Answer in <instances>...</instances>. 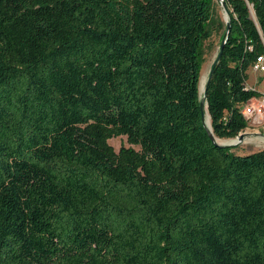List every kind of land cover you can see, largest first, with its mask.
<instances>
[{"label":"trees","instance_id":"trees-1","mask_svg":"<svg viewBox=\"0 0 264 264\" xmlns=\"http://www.w3.org/2000/svg\"><path fill=\"white\" fill-rule=\"evenodd\" d=\"M223 1L201 97L212 0H0V264H264V149L199 106L247 128L264 0Z\"/></svg>","mask_w":264,"mask_h":264},{"label":"rangeland","instance_id":"rangeland-1","mask_svg":"<svg viewBox=\"0 0 264 264\" xmlns=\"http://www.w3.org/2000/svg\"><path fill=\"white\" fill-rule=\"evenodd\" d=\"M212 14L208 22L209 37L203 41L201 47V71L200 75L207 79L212 62L216 57L220 43L225 32V13L219 0H212ZM246 86L256 88L259 93L264 92V75L255 73L251 66L247 70ZM206 82V81H205ZM200 92V89H199ZM203 97V95H202ZM240 133H244L243 139L236 145L229 147L235 154H246L264 149V121L258 122L255 118L248 119V126ZM220 139V138H219ZM234 139V138H231ZM109 144L118 151L121 146H132L127 142L126 136L113 137L108 140ZM223 143V142H219ZM137 149V146H133Z\"/></svg>","mask_w":264,"mask_h":264},{"label":"water","instance_id":"water-1","mask_svg":"<svg viewBox=\"0 0 264 264\" xmlns=\"http://www.w3.org/2000/svg\"><path fill=\"white\" fill-rule=\"evenodd\" d=\"M219 3L221 4L222 6V9L224 10V13H225V32H224V36L222 38V41L220 43V46H219V50H218V53L216 55V57L214 58L213 62H212V65H211V69L208 73V76H207V79H206V82H205V85H204V88H203V95L205 94L206 92V89H207V86H208V83L211 79V76H212V73H213V69L214 67L218 64L220 58H221V55H222V51H223V47H224V44L226 42V39L230 33V28H231V25H230V21H229V10L226 6V3L223 1V0H219ZM199 84H200V80H199ZM200 110H201V114H202V119H203V123H204V101L203 100H200ZM209 115V114H208ZM210 119V117H209ZM205 125V123H204ZM206 130H207V134L209 136V139L212 141V143L216 146V147H219V148H223V147H230L232 145H236L237 143H239L243 137H244V133H239L235 138L238 139L236 143H233V144H225V143H219L217 141V137L214 136L213 132H212V128H211V123H210V128H207L205 126ZM260 136H264L263 134H259Z\"/></svg>","mask_w":264,"mask_h":264},{"label":"built area","instance_id":"built-area-1","mask_svg":"<svg viewBox=\"0 0 264 264\" xmlns=\"http://www.w3.org/2000/svg\"><path fill=\"white\" fill-rule=\"evenodd\" d=\"M251 70L264 75V53L258 56L251 65ZM253 88V87H249ZM243 116L247 119L255 118L258 122L264 121V92L248 100L243 108Z\"/></svg>","mask_w":264,"mask_h":264},{"label":"bare ground","instance_id":"bare-ground-1","mask_svg":"<svg viewBox=\"0 0 264 264\" xmlns=\"http://www.w3.org/2000/svg\"><path fill=\"white\" fill-rule=\"evenodd\" d=\"M226 17V16H225ZM205 81H206V78L205 76H202L200 77V84H199V89H200V96L202 97L203 95V88H204V85H205ZM204 109H205V112H204V123H205V126L207 128H210V119H209V115H208V112H207V109H206V103L204 104ZM218 142H223L225 144H233V143H236L238 139L234 138V139H219V138H216ZM264 141V139H263Z\"/></svg>","mask_w":264,"mask_h":264}]
</instances>
